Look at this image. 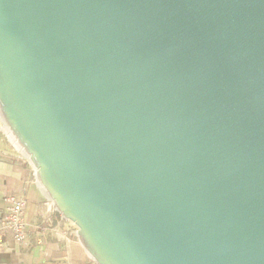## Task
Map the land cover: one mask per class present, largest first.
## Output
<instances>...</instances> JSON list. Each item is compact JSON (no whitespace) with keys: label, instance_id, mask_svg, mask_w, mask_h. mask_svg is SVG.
<instances>
[{"label":"water","instance_id":"water-1","mask_svg":"<svg viewBox=\"0 0 264 264\" xmlns=\"http://www.w3.org/2000/svg\"><path fill=\"white\" fill-rule=\"evenodd\" d=\"M0 123L97 264H264V0H0Z\"/></svg>","mask_w":264,"mask_h":264},{"label":"crops","instance_id":"crops-1","mask_svg":"<svg viewBox=\"0 0 264 264\" xmlns=\"http://www.w3.org/2000/svg\"><path fill=\"white\" fill-rule=\"evenodd\" d=\"M3 147L10 152L8 143ZM6 196L27 199L25 219L30 243L20 245L12 234H7L0 264H97L79 240L78 227L56 210L39 187L30 161L0 155V226Z\"/></svg>","mask_w":264,"mask_h":264},{"label":"built area","instance_id":"built-area-1","mask_svg":"<svg viewBox=\"0 0 264 264\" xmlns=\"http://www.w3.org/2000/svg\"><path fill=\"white\" fill-rule=\"evenodd\" d=\"M4 143L10 145V152L4 150ZM0 155H11L20 160H26L27 156L23 150L17 147L8 133L0 123ZM30 161V160H29ZM6 212L4 220L0 226V260L4 249V239L7 234H12L16 242L23 246H28L30 243L29 227L25 219L26 210L28 207L27 199L16 196H6Z\"/></svg>","mask_w":264,"mask_h":264},{"label":"rangeland","instance_id":"rangeland-1","mask_svg":"<svg viewBox=\"0 0 264 264\" xmlns=\"http://www.w3.org/2000/svg\"><path fill=\"white\" fill-rule=\"evenodd\" d=\"M26 160H28L29 161V159L27 158Z\"/></svg>","mask_w":264,"mask_h":264}]
</instances>
